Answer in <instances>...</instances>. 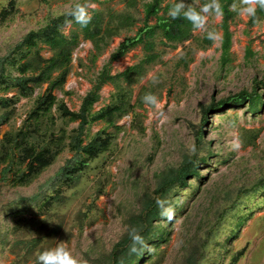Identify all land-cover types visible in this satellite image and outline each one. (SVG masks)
<instances>
[{"label": "rangeland", "instance_id": "374dc122", "mask_svg": "<svg viewBox=\"0 0 264 264\" xmlns=\"http://www.w3.org/2000/svg\"><path fill=\"white\" fill-rule=\"evenodd\" d=\"M8 1L0 0V11ZM108 1L103 6L105 10L113 9L119 14L128 11L123 0ZM150 1L140 0L139 6L131 10L137 21L135 25L114 38L92 67L79 65L82 60L89 64L92 51L91 42L82 40L74 54L72 73L63 90L55 92L58 100H63L70 110H80L83 98L91 88L90 79L101 71L126 38L135 36L143 25V5ZM74 2L76 0H19L18 13L0 30V61L11 54L30 31L46 26L54 17L53 9L63 11ZM98 7L94 4L92 8ZM249 19L238 17L231 26L232 62L225 68L221 66V19L215 17L209 18L208 28L216 29L220 39L210 48L203 49L195 39H201L205 34L200 30L185 44L170 49L159 47L165 52L161 60L130 88L132 104L136 105L134 112L118 119L120 131L108 130L116 136L112 152L93 162L76 189L66 190L68 202L64 213L68 214V222L72 224L65 239L56 245L66 243L81 264H100V259L111 253L125 233V224L137 212L145 194L156 190L157 175L179 166L185 156L195 153L197 127L206 107L212 105L213 109L206 114L204 140L212 142L209 150L213 156L208 166L200 167L205 180L194 195L189 196L193 192L189 190L177 194L175 199L185 210L174 214L168 242L154 246L151 254L155 260L157 253L163 251L165 259L162 264H188V257L192 254L197 257L196 264H229L231 254H224L218 244L232 231L238 230L236 237L226 244L227 252L246 248L245 256L237 264H264V186L259 184L264 179V108L252 116L247 105L230 110L231 105L223 104L228 115L221 117L218 115L220 110L214 106L243 91L251 92L256 81L264 83V22L249 30ZM64 31L68 34L70 27ZM248 48L252 52L249 58ZM188 50H191L193 60L187 68L179 67ZM42 54L46 58L52 55L49 51ZM142 59V49L133 50L113 64V74L125 71ZM13 76H19L16 70ZM144 87L154 89L162 102L161 110L144 103L136 104ZM47 88L48 84L37 87L30 98L17 102L13 120L0 129V139L23 125L35 99ZM259 90L264 92L263 86ZM114 92L112 86L104 87L95 110L110 104ZM16 94L14 89L0 88V97L12 98ZM159 111L164 112L166 119L159 115ZM55 115L58 117V113ZM106 125H92L85 137L86 142ZM77 127L78 122L58 118L55 129L58 133L61 128L70 133ZM243 128L251 131L245 132ZM237 141L241 146L234 149L233 143ZM205 153L206 150H202L201 155ZM73 159L74 153L66 148L56 162L28 186L13 184L10 175L0 178V264H16L8 247L1 245L2 238H13L9 229L14 216L10 212L24 207L26 214L36 216V203L62 183L64 168ZM193 178L191 176L189 182L195 185ZM256 185L259 186L257 190ZM235 202L237 205L230 211ZM81 211L87 214L83 226L78 219ZM239 215L243 216V221ZM167 225V222L161 223V226Z\"/></svg>", "mask_w": 264, "mask_h": 264}, {"label": "trees", "instance_id": "16d2710c", "mask_svg": "<svg viewBox=\"0 0 264 264\" xmlns=\"http://www.w3.org/2000/svg\"><path fill=\"white\" fill-rule=\"evenodd\" d=\"M123 2L128 11L119 14L113 9L103 8L109 3L108 0H91L92 4L99 7L89 9L93 19L84 27L63 14L53 17L46 26L30 31L11 51V54L0 61V88L5 87L6 91L10 89L17 91L12 98L0 97V129L2 126L9 125L13 120L17 102L22 98H30L37 87L48 84L45 92L35 99L23 125L19 129L7 132L0 139V178L5 179L10 175L13 184L28 186L50 168L66 148L74 153L72 163L64 168L60 179L62 183L55 188L53 193L44 196L36 203L38 207L36 216L26 214L24 207L10 212V215L14 216L13 225L9 229L13 238L12 240H9L10 237L2 238L1 245L8 247L10 255L16 258V264H37V256L40 252L55 247L58 241L65 239V233L72 224L68 222V214L64 213L68 202L66 190L76 189L83 177L91 170L93 162L105 158L112 152L116 136L114 132L108 130L114 128L120 131L118 119L135 110L136 105L132 104L131 99V86L144 78L148 69L161 60L165 52L159 50L160 46L168 49L175 48L177 45L194 39V33L198 31H193L191 24L183 18H177L175 21L169 20L166 13L172 0H151L145 3L143 5V25L135 36L126 38L118 46L101 71L90 79L91 88L83 98L80 110L72 111L63 100H58L55 92L63 90L72 73L74 54L82 40L91 42L92 51L89 64L82 60L79 61V65L84 68L92 67L114 38L135 25L137 21L131 10L139 6L140 0H123ZM186 2L191 3L192 0H186ZM193 2L198 5V2L203 3L205 0H193ZM223 3L225 14L221 18L219 28L223 33L221 66L225 68L232 62L233 32L231 26L238 17L229 8L233 0H223ZM18 11L19 0H9L0 11V30ZM153 21L155 24H152ZM262 22H264V9L258 10L256 20L249 19L247 27L251 30ZM68 27L70 31L66 34L64 30ZM195 39L201 43L203 49L210 48L214 44L213 41L207 39L205 34L201 39L199 37ZM138 48L143 51V59L125 71L113 74V64ZM43 51H49L52 55L46 58L42 54ZM247 52L249 58L252 54L251 49L248 48ZM192 60L191 50H188L181 59L179 67L187 68ZM15 70L19 74L18 77L13 76ZM107 86L115 89L111 103L96 111L95 106L101 101V91ZM260 86L264 89V83L256 81L251 92L243 91L215 104V108L220 110L218 115L222 117L225 114L226 108L223 104L231 105L230 110L247 105L252 116L261 113L264 108V92L259 90ZM149 92L155 94L152 87H144L136 104H142L143 96ZM212 109V105L206 107L203 123L201 122L197 127L195 153L185 156L179 166L164 170L157 175L159 180L156 190L152 194H145L139 209L125 224V233L115 244L111 253L100 259V264L163 263L165 253L163 251L157 253L153 260L151 249L168 242L172 220L161 215L157 200L161 199L171 204L177 215L185 210V207L178 202L179 200L175 199L177 194L189 190V192L193 191L191 195L189 193V196H192L200 190L201 183L205 180L200 167L208 166L213 156V152L209 150L212 142L204 140L206 114ZM57 113L58 117L55 115ZM58 118L78 122V127L70 133L61 128L58 133L55 129ZM95 123H106L107 125L89 142H86L87 132ZM243 130L251 131L244 128ZM202 150H206L204 155H201ZM191 176H194L195 185L189 182ZM259 184L264 186V179ZM258 187L256 185L255 190ZM236 205L237 202L233 204L230 211ZM239 216L243 221V216ZM86 217V213L79 212L78 219L82 221L81 226ZM163 221L169 225L161 226ZM132 226L140 230L149 249H143L137 253L130 252L131 239L128 231ZM237 232L238 230L232 231L226 240L218 244L224 254H231L229 264H237L247 251L243 248L235 252H227L226 244L236 237ZM218 252L220 255V251ZM196 258L193 254L190 255L187 263L196 264Z\"/></svg>", "mask_w": 264, "mask_h": 264}, {"label": "clouds", "instance_id": "9594fccd", "mask_svg": "<svg viewBox=\"0 0 264 264\" xmlns=\"http://www.w3.org/2000/svg\"><path fill=\"white\" fill-rule=\"evenodd\" d=\"M94 7L91 0H76L66 10L53 9L52 15L57 17L61 14L66 15L81 27L87 26L93 19L90 8ZM230 10L237 17H248L253 20L257 19L258 10L264 9V0H233L229 5ZM225 14V5L223 0H205L200 4H195L192 0L187 3L186 0H172L166 13L171 21L177 18L191 24L193 31H203L210 41L216 42L220 39V33L212 28H208L209 18L215 17L221 19ZM143 103L150 108L161 110L162 102L157 95L149 92L143 96ZM159 115L166 119L163 111H159ZM240 142H234L233 148L239 149ZM157 204L161 209V215L171 220L175 214L174 208L166 201L158 199ZM128 235L131 239L130 252L137 253L143 249H149V245L144 237L140 234V230L136 226L129 228ZM37 264H81V260L73 255L72 250L64 242L58 243L55 247L40 252L37 256Z\"/></svg>", "mask_w": 264, "mask_h": 264}]
</instances>
